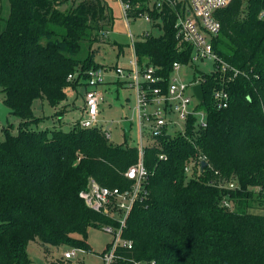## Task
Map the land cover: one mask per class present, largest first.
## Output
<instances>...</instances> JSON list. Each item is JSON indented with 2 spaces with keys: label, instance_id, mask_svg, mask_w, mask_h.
<instances>
[{
  "label": "trees",
  "instance_id": "1",
  "mask_svg": "<svg viewBox=\"0 0 264 264\" xmlns=\"http://www.w3.org/2000/svg\"><path fill=\"white\" fill-rule=\"evenodd\" d=\"M9 3L4 26L0 12V102L13 109L19 123L8 118L2 125L0 264H34L32 241L46 253L62 247L91 250V227L118 225L110 213L89 207L80 192L90 179L130 189L134 181L127 171L139 160V146L113 143L101 127H82L78 120L68 130L39 128L45 117L33 109L42 98L56 109L54 117L71 110L62 106L67 90L86 88L81 80L87 70L102 65L95 44L104 36L108 43L117 19L114 6L107 0ZM262 10L264 0H231L216 12L221 30L213 38L214 51L239 74L224 73L218 64L210 73L194 66L204 87L199 106L207 110V126H196L192 116L185 133H147V193L127 217L123 237L133 247L120 248L126 261L119 264H264ZM150 13L163 33L135 40L138 65H154L167 80L175 62L189 63L191 46L178 48L173 9ZM220 88L230 94L222 109L213 99ZM201 157L208 163L203 168ZM231 181L235 188L226 186Z\"/></svg>",
  "mask_w": 264,
  "mask_h": 264
},
{
  "label": "built area",
  "instance_id": "2",
  "mask_svg": "<svg viewBox=\"0 0 264 264\" xmlns=\"http://www.w3.org/2000/svg\"><path fill=\"white\" fill-rule=\"evenodd\" d=\"M117 1L120 4L122 16L126 22L131 17L143 16L145 20L154 23L150 11L154 9L162 10L166 6L173 9L178 48L182 49L183 45H189L192 50L189 63L175 62L173 71V73H176L181 67L190 66L194 70V73L189 81L172 78L173 73L166 80L165 77L158 74L157 67L154 65L146 64L141 69L137 61L133 63L131 71H128L121 65L113 67L116 75L123 78L130 87L136 90V110L140 125L144 126L143 120L145 119L148 122V134L152 137L160 136L164 132L174 134L168 127L178 124L173 118L175 114L179 123L183 122L184 133L185 123L192 116L195 117L196 126L205 128L208 124V114L207 110L199 106L200 103H204L205 101L200 102L193 90L195 84L201 83L199 77L195 74L196 70L194 66L200 62L213 61V68L218 64L220 65L218 69H221L224 73L230 70L234 77L239 74V70L222 61L213 48V38L221 30V22L217 18L216 12L227 6L231 0ZM259 17L264 19V10L261 11ZM147 34L149 32H145V35ZM131 37L132 46H134L135 40L132 34ZM106 71L107 67L104 65L90 68L86 72L87 77L85 80H81L85 81L86 90L84 116L80 119V124L82 127H101L106 137L110 139L111 133L103 128L99 117L100 103L103 100L99 87L105 82ZM78 73H70L68 78L74 79ZM164 82H166L165 87L161 85ZM213 99L214 105L218 109H222L229 105L230 94L225 88H220L213 92ZM138 146L139 160L136 165H133L127 171V176L134 181V185L130 189L120 190L116 187H106L90 179L87 187L80 192V196L89 207L98 212L110 213L118 222L117 226L106 225L103 227L114 236L113 241L100 255L103 264H119V261H126V257L120 252V248L133 247V242L124 238L123 232L127 217L135 203L147 193L145 184L149 177L148 169L143 160V141ZM203 161H207L205 157H201V162ZM186 170H189V167ZM226 186L228 188L236 187L233 181L228 182ZM223 203L229 207L231 205L226 199H224ZM87 250L81 247H63L60 255L50 264H83V255L87 253ZM149 264H155V261L149 262Z\"/></svg>",
  "mask_w": 264,
  "mask_h": 264
},
{
  "label": "rangeland",
  "instance_id": "3",
  "mask_svg": "<svg viewBox=\"0 0 264 264\" xmlns=\"http://www.w3.org/2000/svg\"><path fill=\"white\" fill-rule=\"evenodd\" d=\"M108 3L112 4L116 10V23L114 24L113 30L108 33V43H105V38L102 37L101 43L95 44V53L96 60L102 62H111V58L114 60L118 53V44L124 46L126 54L123 57H120V64L124 65V62H128L130 65V59H132V37L134 40L142 39L145 35V32L152 33L155 36H159L163 33V29L156 27L152 22L145 20L143 16L131 17L128 22L124 21L119 14L117 9V3L115 0H107ZM0 12L2 17V25L4 26L5 20L9 16L10 12V3L9 0H0ZM114 43V45H112ZM198 69L205 72H212L213 70V61L200 62L195 65ZM195 68V67H194ZM194 70L189 67H181L179 71L174 72L172 78H177L183 81H189L193 77ZM112 75L115 73L111 72ZM111 74H108L109 77ZM114 80L116 81V75H114ZM85 87L80 86L77 90L73 89V97L71 102H68L69 99L65 100L62 103V106L71 109L66 112L60 119V117L52 116L55 112V109L48 103L46 99L38 98L33 103V109L36 115L45 117L39 124V128H52L53 126H62V128L68 130L70 126L76 122L80 121L84 116L82 107H78L77 104L83 103L82 97L84 96ZM103 99L104 102L101 105V124L104 129H107L111 133V142L116 144L127 143L129 145H140L141 133L143 132L144 144L147 140L148 133V122L144 119V126L140 125L139 116L137 114V96L135 90L123 87L119 83H107L103 88ZM73 101V102H72ZM77 101V103H76ZM150 109V108H149ZM82 113V115H81ZM125 117L130 118L132 121V130L128 140L124 135V121ZM173 118L178 122L177 125H170L168 128L174 134L184 133L183 122L179 123L177 116L174 114ZM9 119L11 122L17 125L19 119L13 114H9ZM104 120V121H103ZM61 123V124H60ZM60 124V125H59ZM14 131H17V128H14ZM4 138V133L2 130V123L0 122V140ZM114 236L107 232L103 227H91L89 229L88 243L91 247V250H87V253L84 254V264H103L100 253L107 249L108 245L113 241ZM62 248H54L46 253L45 249L42 248L37 242L32 241L29 244V254L34 260V264H49V258L51 257V262L57 258L61 253Z\"/></svg>",
  "mask_w": 264,
  "mask_h": 264
},
{
  "label": "crops",
  "instance_id": "4",
  "mask_svg": "<svg viewBox=\"0 0 264 264\" xmlns=\"http://www.w3.org/2000/svg\"><path fill=\"white\" fill-rule=\"evenodd\" d=\"M116 1V3H117V9H118V11H119V14H120V17L123 19V16H122V13H121V8H120V4H119V2L117 1V0H115ZM124 20V19H123ZM116 23V22H115ZM122 45V44H121ZM130 49L132 50V59H130V65H128V62H124V65H122V64H120V57H123L125 54H126V52H125V49H124V46H123V49H121L120 47H119V44H118V53H117V56L115 57V59L113 60L112 58H111V62H102V61H98V62H100V63H102V65H104V66H106L107 67V71H106V77H105V82L99 87V90L102 92V96H103V88L105 87V85L107 84V83H119L120 85H122L123 87H128V88H131V89H133V90H135V88H133V87H130L129 85H128V83H126V81H124V79L123 78H120L119 76H117L116 75V73H115V70H114V68L113 67H115V66H117V65H121V66H124L128 71H131L132 70V68H133V63L134 62H136L137 61V57H136V53H135V48H134V46H131L130 47ZM125 57V56H124ZM137 63H138V61H137ZM111 72H113V73H115L114 75H116V81L114 80V75H112L111 74ZM108 74H111L109 77H107V75ZM84 88V87H83ZM86 90V89H85ZM135 92H136V90H135ZM73 89H68L67 90V94H68V98L67 99H69L68 100V102H71V100H73L72 99V97H73ZM82 100H83V103H81V105L80 104H77V106L80 108V107H82V108H84V106H85V92H84V96L82 97ZM73 102V101H72ZM103 102H104V99L102 100V102L100 103V107H101V105L103 104ZM76 103H77V101H76ZM56 110V109H55ZM101 110H102V108L100 109V115H99V117L101 116ZM83 113H84V109H83ZM81 115H82V113H81ZM63 118V117H62ZM126 119H130V118H128V117H125V120ZM102 121V120H101ZM104 121V120H103ZM132 122V121H131ZM61 124V123H60ZM59 124V125H60ZM131 130H132V127H131ZM131 132V131H130ZM124 135H125V130H124ZM130 136V135H129ZM147 136V135H146ZM125 137H126V135H125ZM128 139V138H127ZM140 140H142L143 141V143L145 142L144 140H143V134H141V138H140ZM28 251H29V246H28ZM100 255H101V253H100ZM85 257V256H84ZM84 259V258H83ZM49 264L51 263V257L49 258ZM33 262H34V260H33ZM83 262H84V260H83ZM45 264V263H44ZM84 264V263H83Z\"/></svg>",
  "mask_w": 264,
  "mask_h": 264
},
{
  "label": "water",
  "instance_id": "5",
  "mask_svg": "<svg viewBox=\"0 0 264 264\" xmlns=\"http://www.w3.org/2000/svg\"><path fill=\"white\" fill-rule=\"evenodd\" d=\"M193 90L195 92V95L197 97V99L200 102H204L205 101V95H204V87L202 83H197L193 86ZM13 113V109L8 107L7 105H5L3 102H0V122L2 123V125H7L8 123V118H9V114ZM124 130H125V135L126 138H129L130 135V131H131V127H132V122L130 119H126L124 121ZM208 163L207 161H203L202 162V166H206Z\"/></svg>",
  "mask_w": 264,
  "mask_h": 264
}]
</instances>
